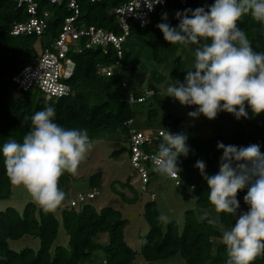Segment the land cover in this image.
<instances>
[{"label": "trees", "instance_id": "1", "mask_svg": "<svg viewBox=\"0 0 264 264\" xmlns=\"http://www.w3.org/2000/svg\"><path fill=\"white\" fill-rule=\"evenodd\" d=\"M128 0H97L89 3L79 0V23L83 26L98 28L120 34L115 17L111 10ZM214 0H188L187 5L181 6L177 0H168L166 7L157 8L151 16L150 23L145 27L130 23V36L134 35L140 40L151 42L152 57L158 63H163L164 42L163 35L156 27L161 23V14L170 17L177 11L196 9L205 5V9ZM50 17L47 28L42 38L35 36L13 37L10 30L16 22L25 21L27 15L23 10L17 9L12 0H0V148L11 137L17 142H22L23 136L30 130L31 116L46 107H53L56 115L54 122L65 128L87 129L92 140L109 138L122 139L127 142L128 128L126 122L135 119L136 111L129 104L127 96L124 100L115 102L113 99L105 100L108 89L115 85V77H104L97 74V66H112L117 62L116 53L111 47L106 49L97 47L83 50L79 54L69 53L75 68L72 77L66 82L72 90V95L59 99H45L35 91H27L13 96L15 88L10 77L17 73L20 66L34 59L41 49L49 47L57 37L63 17L69 12L63 7L51 6L48 8ZM239 27L244 30L251 42L254 51L264 52V29L254 21L250 14L238 21ZM126 38V39H127ZM126 41V40H125ZM125 43V42H124ZM123 51V46H122ZM123 59L119 60V63ZM187 60L181 56L175 58L170 78L180 79L186 75ZM140 69V68H139ZM139 98L142 95L134 92ZM263 115L254 116L240 121L241 131L235 129L230 133L224 127H219L211 138H189L187 145L190 148L188 156L180 157L181 180L191 177L196 171L194 167L198 160L206 164L205 172L211 176L218 172L222 150L217 149L218 143L247 147L258 144L261 153H264V122L260 124ZM149 124L157 121V112L150 109L146 115ZM183 118L168 114L161 122L171 133L182 122ZM250 128L247 131V128ZM117 133L120 136H117ZM162 137L151 141L143 148L147 153L155 154ZM119 150L112 156L123 153ZM149 172V183L169 177L153 172L152 165L146 166ZM201 175V174H200ZM73 175L65 173L61 176L59 185L66 186ZM204 179V178H203ZM91 188H99L102 184V175L93 174L88 179ZM122 190H129L128 198L111 184V191L124 203L133 205L138 201V194L130 184V177L125 182H117ZM191 190L193 204L198 209L209 210L213 206L208 201V186L204 179L203 185H188ZM11 183L7 177L4 160L0 155V201L7 200L11 194ZM247 189L237 194L240 201L238 212L247 211L243 201ZM78 195V194H77ZM75 197L66 195L61 205L60 220L68 236V249L57 246L53 255L50 248L55 241L59 222L53 212H45L40 206L32 202L27 203L22 212L13 208L0 211V264H93L91 257L95 252H102L103 264H134L136 252L124 241V226L126 219L122 214L112 208H102L97 211L91 204L78 203L70 206ZM197 198V199H196ZM143 216L149 230L140 237L139 253L146 264H158L159 261L180 255L184 264H226V246L222 242V233L217 227L207 223L204 219H196L193 210L184 212V223L181 232L175 221L170 220L163 229V223L158 220L161 216L156 203L148 201L143 205ZM235 217L225 213L219 214V221L226 227H231ZM106 233L108 242L99 244L95 238ZM23 236L36 237L40 241L39 249L34 252L26 248L19 252L9 249L8 241H15ZM253 264H264V256L258 257Z\"/></svg>", "mask_w": 264, "mask_h": 264}, {"label": "clouds", "instance_id": "2", "mask_svg": "<svg viewBox=\"0 0 264 264\" xmlns=\"http://www.w3.org/2000/svg\"><path fill=\"white\" fill-rule=\"evenodd\" d=\"M160 3L163 0H145L149 11ZM249 14L264 29V0H214L207 10L177 11L175 27L167 22L166 12L161 14L162 22L156 27L166 42L197 45L192 70L186 71L183 81L176 80L166 88L167 97L182 106H195L189 117L203 115L213 120L226 112L237 120L247 119L246 108L253 116L264 113V52L253 50L238 25ZM55 115L53 107L37 111L22 142L9 137L0 148L10 183L22 186L45 212L55 211L65 201L66 193L59 186L61 176L75 175L97 142L90 139L87 129L65 128L54 122ZM187 139L183 132L174 134L164 128L162 143L152 156L153 172L180 183L179 158L189 154ZM217 149L222 150V156L216 174L207 175L202 160L194 167L207 183L208 201L215 213L235 220L226 227L206 214L207 223L222 233L226 264H253L264 256V153L258 144L238 147L218 143ZM244 189L247 211L238 212L237 194ZM158 220L170 222L165 215Z\"/></svg>", "mask_w": 264, "mask_h": 264}, {"label": "rangeland", "instance_id": "3", "mask_svg": "<svg viewBox=\"0 0 264 264\" xmlns=\"http://www.w3.org/2000/svg\"><path fill=\"white\" fill-rule=\"evenodd\" d=\"M169 24L175 27L179 21L175 15L170 17ZM163 63L156 62L152 57L151 42L148 40H140L132 35L126 39L123 44V59L120 62V75L115 77V85L111 86L104 99L115 102L124 100L127 92L140 93L145 100L142 103H134L131 105L134 111L137 112L134 125L142 131L154 132L164 130L165 126L161 119L165 118L168 114L182 117L183 120L172 133L183 132L189 138H211L216 133L219 127H224L226 132L230 133L235 129L241 131L239 123L245 120L241 117L237 120L234 115L220 112L213 120H208L203 115L198 118H191L188 112L195 111V106H182L178 101L171 97L166 96V88L170 84H174L176 80L183 81V78L173 80L169 74L172 69L175 58L181 56L187 60L186 70H192L194 63V52L197 45H189L185 47L181 44H169L163 38ZM142 67L144 70L139 69ZM125 82L127 88L121 87V82ZM148 93V94H147ZM18 92L13 91V96H18ZM154 109L157 112V121L149 124L146 119L148 110ZM248 118H253L250 109L246 108ZM263 118L260 124L264 122ZM243 122V121H242ZM166 129V128H165ZM247 131L250 130L248 127ZM119 137L120 134L117 133ZM120 138H122L120 136ZM94 147L89 151L86 158L80 163L78 171L66 186L60 188L68 196L75 197L77 194L86 195L90 192L97 191L98 195L87 201L97 211L102 208L108 207L122 214L123 219H126L124 226V241L125 243L136 252L134 264H146L142 255L139 253L140 237H143L149 230L148 224L143 216V205L148 201H154L160 215H165L169 221H175L178 226V231L181 232L184 223V212L186 210H193L196 219L201 220L202 217L211 216L219 219V214L215 213L213 208L209 210L198 209L194 206L191 190L189 184L203 185L204 179L199 171H196L191 177L186 180H181L180 185L175 186L174 181L166 179L165 177L156 182L150 183L147 193H140L139 180L132 176L133 170L131 169L127 157L129 144L122 139H97ZM124 150L123 153L112 156L114 152ZM100 173L102 175V184L99 188H91L88 179L91 175ZM130 177V184L138 194V201L133 205L124 203L117 195L112 193L110 187H114L130 198L131 192L129 190H122L117 182H125ZM10 198L0 201V211L7 208H13L21 213L24 206L32 202L37 204L30 196V194L21 186L11 184ZM150 193L155 195L154 199L150 198ZM38 205V204H37ZM39 206V205H38ZM61 206L55 211H52L54 216L59 222L58 234L50 248V255L57 246L68 249V236L65 233L61 220H60ZM130 214H133L130 216ZM163 223V229L166 223ZM99 244L105 245L108 242V235L106 233L100 234L95 238ZM10 250L19 252L23 249L29 248L36 252L40 247V241L36 237L23 236L15 241H8ZM91 261L93 264H103L102 252H95ZM87 264V263H84ZM91 264V263H90ZM158 264H184V260L180 255L167 258L159 261Z\"/></svg>", "mask_w": 264, "mask_h": 264}, {"label": "built area", "instance_id": "4", "mask_svg": "<svg viewBox=\"0 0 264 264\" xmlns=\"http://www.w3.org/2000/svg\"><path fill=\"white\" fill-rule=\"evenodd\" d=\"M97 0H87L94 3ZM181 6L187 5L188 0H177ZM17 9L23 10L27 15L25 21L16 22L9 35L13 37L35 36L42 38L47 28L50 11L49 7H63L69 14L63 17L57 37L49 47L40 50V53L32 60L20 66L16 74L10 77L11 82L18 93L35 91L45 99H59L72 95V90L66 83L74 73V62L69 53L79 54L83 50L101 47L113 48L116 53L117 62L112 66H97V74L104 77H111L118 74L119 60L122 58V46L129 36L130 23L133 22L139 27H145L150 23L151 16L157 8H164L168 0L156 4L152 11L145 6V0H128L125 3L113 8L111 14L115 17L119 33L107 31L95 26H83L79 23L80 3L79 0H12ZM202 7H205L202 6ZM121 87L127 88L125 82ZM148 94V93H147ZM129 104L142 103L143 96L137 98L133 92H127ZM128 128L127 144H129L127 157L129 165L133 170L132 176L139 180L140 193H147L149 186V172L147 164L153 167V153H147L144 146L151 141L162 137L164 130L154 132L142 131L135 127L134 120L126 122ZM174 181L179 186V181ZM179 183V184H178ZM98 195L97 191L86 195L78 194L76 199L70 202V206L78 203L85 204ZM150 198L155 195L150 193Z\"/></svg>", "mask_w": 264, "mask_h": 264}, {"label": "water", "instance_id": "5", "mask_svg": "<svg viewBox=\"0 0 264 264\" xmlns=\"http://www.w3.org/2000/svg\"><path fill=\"white\" fill-rule=\"evenodd\" d=\"M140 69L144 70L142 67H139ZM133 214H130V216H132Z\"/></svg>", "mask_w": 264, "mask_h": 264}]
</instances>
